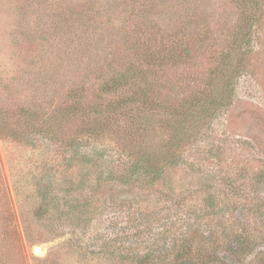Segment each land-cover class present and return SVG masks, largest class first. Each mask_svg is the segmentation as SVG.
I'll list each match as a JSON object with an SVG mask.
<instances>
[{"label":"rangeland","instance_id":"374dc122","mask_svg":"<svg viewBox=\"0 0 264 264\" xmlns=\"http://www.w3.org/2000/svg\"><path fill=\"white\" fill-rule=\"evenodd\" d=\"M0 264H264V0H0Z\"/></svg>","mask_w":264,"mask_h":264},{"label":"trees","instance_id":"16d2710c","mask_svg":"<svg viewBox=\"0 0 264 264\" xmlns=\"http://www.w3.org/2000/svg\"><path fill=\"white\" fill-rule=\"evenodd\" d=\"M238 73H240V72H238ZM135 74H136L135 70L133 69V67H131V68H127L126 71H123V72L117 74L118 76H115V75L110 76L109 78L105 79V81L102 83V85H100L99 92L102 94H107V95L112 94L113 95V93H117L120 90L127 87V83H125V79L129 80L131 78H135L136 77ZM128 75H131V76H128ZM126 77H128V79ZM229 82H232V81H229ZM232 92L233 91L231 90V94H232ZM138 93L139 92L132 93L131 96H128V97L134 98L132 95L138 94ZM231 94H230V96H231ZM217 103L218 102H216V101L214 102V104H217ZM79 107H81V103L79 105H77V103H73V105H72L73 109H71L72 114L78 113ZM182 140H183V137L181 136L179 141H173V140L170 141L171 144L165 150V159H164V162L162 164L158 165L157 162L156 163H155V161L152 162L151 161L152 157L149 158V156H147L144 153V155H141L140 157H138L140 159L138 160L136 166H141L140 168L142 169V172L145 175H147L150 172H151V174H156V175L159 174L158 172L160 169L163 170L166 166L175 164L176 162L181 160L182 151H181L179 145L182 146V143H181ZM152 179H154V178H152ZM152 179H150V180H152ZM213 201L214 200L211 197L210 202L213 203Z\"/></svg>","mask_w":264,"mask_h":264},{"label":"water","instance_id":"95a60500","mask_svg":"<svg viewBox=\"0 0 264 264\" xmlns=\"http://www.w3.org/2000/svg\"><path fill=\"white\" fill-rule=\"evenodd\" d=\"M38 248H39V246H35V247L33 248V251H34L35 253H37Z\"/></svg>","mask_w":264,"mask_h":264},{"label":"bare ground","instance_id":"6f19581e","mask_svg":"<svg viewBox=\"0 0 264 264\" xmlns=\"http://www.w3.org/2000/svg\"><path fill=\"white\" fill-rule=\"evenodd\" d=\"M40 250H41V248L39 247L37 253H38Z\"/></svg>","mask_w":264,"mask_h":264}]
</instances>
